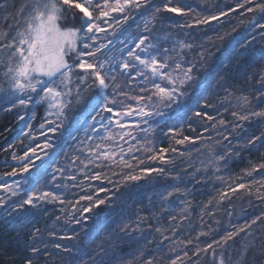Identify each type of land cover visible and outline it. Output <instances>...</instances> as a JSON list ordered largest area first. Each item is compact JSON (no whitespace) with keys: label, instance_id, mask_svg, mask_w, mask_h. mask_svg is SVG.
I'll use <instances>...</instances> for the list:
<instances>
[{"label":"trees","instance_id":"1","mask_svg":"<svg viewBox=\"0 0 264 264\" xmlns=\"http://www.w3.org/2000/svg\"><path fill=\"white\" fill-rule=\"evenodd\" d=\"M165 2L149 0L134 13L150 15ZM259 2L172 0L173 6L184 8L187 14L161 12L164 20L156 21V27L192 45L185 55L189 65H195L193 79L184 87V104L166 118L155 135L157 150L178 149L167 154L173 162L151 161L152 153L143 151L128 159L132 168L119 162L93 166L66 188L60 199L63 203L40 202L37 207L25 205L13 211L20 201L4 196L0 264H215L221 253L227 264H232L229 253L236 256L245 234L240 233L223 248L215 241L222 243L227 232L264 217V168L259 167L264 163V143L248 144L251 137L264 134V118L251 115L264 111V28L260 27L264 13L247 11ZM224 12L227 15H221ZM211 15L220 19L207 25L195 23ZM71 22L76 26L77 19ZM188 24L192 27L180 26ZM76 80L80 98L77 102L76 94L72 96L66 111L69 123L93 98ZM197 111L212 119L195 116ZM243 115L249 119L237 118ZM171 129L180 136L173 137ZM17 133L11 116L0 114V172H7L5 161ZM183 136L195 143L175 144V139ZM218 156L225 159L217 162ZM152 167L165 171L141 173V169ZM253 167L257 171H252ZM96 174H101L100 180L91 179ZM131 175L141 178L124 179ZM240 184L246 187L239 188ZM173 187H179L180 193L163 199L162 194ZM89 195L92 201L81 199ZM97 198L104 199V204L92 207ZM84 207L91 210L84 213ZM250 231L258 238L257 245L264 242V223L258 221ZM202 232L205 235H200ZM63 236L72 239H61ZM208 244L213 248L198 251ZM245 264H264V255L259 249L252 250Z\"/></svg>","mask_w":264,"mask_h":264},{"label":"snow or ice","instance_id":"2","mask_svg":"<svg viewBox=\"0 0 264 264\" xmlns=\"http://www.w3.org/2000/svg\"><path fill=\"white\" fill-rule=\"evenodd\" d=\"M147 3L148 0H4L3 3H0V25L7 23V28L0 26V105H10L4 110L11 111L17 107L27 108L32 102L46 104L48 109L54 110L49 111L48 115H55L59 119L72 103L73 74L78 71L83 73V75L77 76L80 84L96 90L95 103L93 104L96 115L92 119L95 120L99 116L102 126L106 130L105 135L100 137L101 141H112L119 146L120 140H124L125 143H128L126 138L129 137L136 140L137 137L133 135V131L139 130L146 135L144 145L137 150L152 153L148 157L151 161H159L160 164L172 163L173 161L167 154L169 151L175 153L178 149L160 147L157 150L153 141L148 139L154 128H144L142 125L149 124L153 117H164L166 115L164 108H172L173 104L180 103V97L184 95L182 89L193 79L195 65L184 67L177 62L174 67H171L169 64V60L172 58L170 50L160 44L159 38L153 40L149 35L134 36L129 33L116 41L107 40L106 37V42L100 41L101 33L107 35L115 33L111 21L115 20L118 24L126 22L129 19V9L139 10ZM245 3L253 4L254 0H245ZM243 6L240 5V7ZM247 11L264 13V0L255 3V6L249 7ZM161 12L177 16L187 14L184 8L173 6L172 0H166L162 7H155L151 14L144 19L145 32L151 31L149 25L154 26V22L158 20L163 22L164 18L159 16ZM221 15H227V13L224 12ZM117 16L120 18L117 19ZM77 17L80 21L79 27H64L61 23L69 18L75 20ZM218 19L220 16L217 15L205 16L197 19L195 23L207 25ZM180 26L192 27L191 24ZM260 27L264 28V24H261ZM110 28H113L112 32H109ZM164 39H167V36ZM117 44L121 47H117ZM191 47L190 44L179 42L180 49ZM172 51H175V48ZM73 55L75 60L69 62L66 57ZM170 67L171 70L166 71ZM89 78L91 84L88 83ZM138 78H142L141 83L145 85L139 88V92L147 93L146 95H134L126 90L132 89ZM109 89L112 90L111 95ZM76 97L79 102V88L76 90ZM118 97L124 99H118ZM244 99L247 102V97ZM129 101L134 103H128ZM114 105H120V107L117 108ZM105 113L108 115L105 116ZM233 115L237 114L233 113ZM251 115L264 118V111H253ZM195 116L212 119L211 116L200 111L195 112ZM126 118H135L139 122L128 123ZM237 118L248 120L249 116L243 115ZM19 119L22 120L24 117L20 116ZM103 121H107V123H103ZM47 122L53 123V121ZM220 123L224 122L220 121ZM60 126V124L56 125L57 128ZM113 126L119 131L113 133L111 131ZM41 127L43 128L44 125L41 124ZM50 131L54 133L56 129L53 128ZM170 132L173 137L180 136V133L175 129H171ZM257 141L264 143V134L251 137L248 144L254 147ZM185 142L195 143V140L188 136L175 139L177 145H183ZM37 147L44 156H47L46 149L51 148L52 144L46 142L44 145H37ZM119 147V163L124 167H134L124 158L126 153L123 147ZM133 147L131 146L128 151L131 152ZM29 152L31 156L28 155ZM117 154L108 149L106 145L96 144L95 148L88 150V155L92 159H89L87 163L81 160L80 163L85 168L92 164L93 160L115 163L114 158ZM179 155L183 156L184 153L180 152ZM14 158L19 160L27 158V162L19 170L14 168L7 175L16 176L29 173L36 161L42 160V156L37 153L36 148H30L23 157L14 156ZM224 159V156H218L217 162ZM73 163H75V159ZM139 163L144 162L139 161ZM259 167L264 168V163H261ZM43 171L44 175H48L47 169ZM53 171H62V169L53 168ZM164 171L165 169L156 167L141 169L142 174L163 173ZM252 171H257V168L253 167ZM247 174L251 175V172ZM66 178L75 179L73 176ZM100 178L101 174L91 177L93 180H100ZM140 178L138 175L124 177L126 180H139ZM51 179L55 180L56 177L52 176ZM175 179L178 180L179 177H175ZM24 181L27 182L28 178L25 177ZM41 182L40 176L37 175L35 187L29 184L27 189H22L26 198L22 199L19 205L13 208V211L23 208L25 205L37 207L40 202L59 201L63 203L54 193L42 190L39 187ZM20 183L17 181L16 186L4 185L3 190L15 196L18 194L17 186ZM238 187L245 188L246 186L240 184ZM99 191L104 192L106 189L100 188ZM180 191L179 187H173L166 194H162V198L167 200ZM222 195H227V193H222ZM81 199L92 201L93 197L89 195L83 196ZM79 202L77 201V203ZM104 202V199L97 198L92 207H97ZM3 207H5V202L3 197H0V208ZM90 210L91 207L83 208L84 213ZM258 221L264 223V217L258 216L250 224L246 223L238 227L236 231L227 232L222 237V243L215 241L223 248L229 241H234L240 233L245 234L241 238L236 256L232 257L229 253V260L232 261V264H245L249 252L252 250L259 249L261 255H264V242L257 245L258 238L250 231L252 225L257 224ZM157 230L159 231V229ZM200 235H205V233L202 232ZM61 239L71 240L72 237L63 236ZM212 248L213 245L208 244L206 248L198 249V251L207 252ZM63 250L69 251L67 248ZM33 251H38V249H33ZM213 255L215 257V250H213ZM28 264H31V261H28ZM172 264H176V262L172 261ZM215 264H227L223 253L216 258Z\"/></svg>","mask_w":264,"mask_h":264},{"label":"rangeland","instance_id":"3","mask_svg":"<svg viewBox=\"0 0 264 264\" xmlns=\"http://www.w3.org/2000/svg\"><path fill=\"white\" fill-rule=\"evenodd\" d=\"M3 2L4 0H0V3ZM134 12H136L135 9L128 10L129 19L126 22L118 24L115 20L111 21L113 28L115 29V33L113 35L101 33L100 41L106 42L105 37L107 38V40L116 41L118 39H122L129 33L134 36L149 35L153 40L159 38L160 44L170 50L172 58L169 60V64L171 65V67H174L177 62L181 63L184 67L190 66L185 55L187 48H179V42L182 41L177 39L172 34H169L168 32L160 31L156 27L155 22L154 26L149 25L151 31L145 32L144 19L149 15L135 14ZM119 18L120 17L117 16V19ZM76 19V26L71 25V18L67 19L66 21H62L61 23H68L66 25H63L64 27H79V18L77 17ZM0 26L7 28V23H4ZM113 28H110L109 32H112ZM165 36H167V39H164ZM117 47H121V45L117 44ZM173 48H175V51H172ZM66 59H68L69 62H73L75 60V56L73 55L71 57H66ZM171 67L169 69H166V71H170ZM78 75H83V73H79L77 71L73 74V83L71 85L73 89V95L76 94L77 85L75 83V80L77 79ZM76 81L80 83L79 80ZM141 81L142 78H138L134 82L132 89L126 90L130 91V93L134 95H146L147 93L139 92V88L145 86L141 83ZM88 83L91 84L90 78L88 80ZM184 87L182 89L183 92ZM84 90L90 91L93 98L88 106L80 112V114L72 123H69V120L66 117V111L68 110V108L65 110V114L58 119L55 115H48L49 111L54 110L48 109L46 104H37L35 102H32L27 108L17 107L13 108L11 111L4 110L5 107H10V105H0V114L6 113L11 116V118L15 122L18 132L16 136L17 140L15 146L10 150V157L5 161V169L7 170V172H5V170L4 172H0V197L8 196L16 198L21 202L22 199L26 198L22 189H27L29 187V184L35 187L36 177L37 175H39L42 181L39 184V187L42 190L54 193L61 199L65 193L66 188L70 184H72L78 176L85 174L93 166L112 162L93 160V163L89 164L87 168H85L84 165L80 163L81 160L87 163L89 159H92V157L88 155V150L91 148H95L96 144L106 145L108 149L118 153L114 158L116 162H119L120 160L119 146H122L125 150L126 154L124 158L126 160H128L138 152H143L142 150L137 149L142 148V146L144 145L146 134L139 130L133 131V135L137 137L136 140H132L130 137L126 138L128 140V143H125L124 140H120L119 146L114 144L112 141H101L100 137L105 135L106 130L102 126L101 118L99 116H97L95 120L92 119V117L96 115V112L93 110L96 90L95 88H87L86 86ZM108 91L111 95L112 90L109 89ZM33 95L35 96V94ZM118 99L124 98L118 97ZM185 100L186 93L184 92V95L180 97V103L178 105L173 104L172 108H164V111L166 113L164 117H153L150 119L149 124L142 125V127L144 128H154L152 134L148 136V139L152 140L154 145H156L155 135L160 132V127L163 122L169 116L176 114L181 109ZM128 103L134 102L129 101ZM114 107L119 108L120 105H114ZM104 115L106 116L108 114L105 113ZM20 116H23L24 119H19ZM47 121H53V123H48ZM126 121L128 123L139 122L135 118H126ZM103 123H107V121H103ZM41 124L44 125L43 128L41 127ZM57 124H60L61 126L57 128ZM53 128L56 129L54 133L50 131V129ZM111 131L115 133L119 130L113 126L111 127ZM46 142L51 143L52 147L46 149L48 155L44 156L43 153L40 152V149L37 147V145H44ZM131 146L134 147L133 150L129 152L128 149ZM30 148H36L37 153L42 156V160H37L35 166L30 169L29 173L17 174L16 176L7 175L11 173L14 168L19 170L22 165L27 162V158H25V160H19L14 158V156L23 157ZM28 155L31 156V153L29 152ZM74 159L75 163H73ZM53 168L62 169V171L54 172ZM44 169H47L48 175H44ZM52 176H55L56 179L52 180ZM68 176H73L75 177V179H67L66 177ZM25 177L28 178L27 182L24 181ZM17 181L21 182L17 186V195L13 196L10 192L3 190L4 185L16 186Z\"/></svg>","mask_w":264,"mask_h":264}]
</instances>
